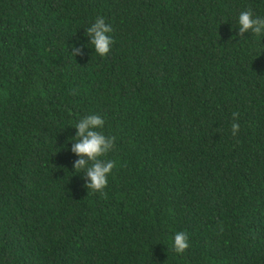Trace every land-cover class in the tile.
<instances>
[{"label": "trees", "instance_id": "trees-1", "mask_svg": "<svg viewBox=\"0 0 264 264\" xmlns=\"http://www.w3.org/2000/svg\"><path fill=\"white\" fill-rule=\"evenodd\" d=\"M248 9L264 17V0H0V264H264V37L240 33ZM97 16L106 57L86 34ZM89 114L114 138L103 194L74 168Z\"/></svg>", "mask_w": 264, "mask_h": 264}, {"label": "clouds", "instance_id": "clouds-1", "mask_svg": "<svg viewBox=\"0 0 264 264\" xmlns=\"http://www.w3.org/2000/svg\"><path fill=\"white\" fill-rule=\"evenodd\" d=\"M237 24L241 34L251 30L257 37H264V17L257 16L251 9L240 12ZM112 31L111 24L103 16H97L86 28V34L90 37L89 45L99 57H106L110 53L114 43ZM71 53L74 56L78 53L75 46ZM236 118L237 114L233 113V120ZM104 125L105 120L97 114L79 118L75 123L77 135L71 149L80 157L74 165L75 170L86 171L87 189L101 194L107 187L108 177L116 166V161L104 159L114 146V138L103 133ZM239 127L238 123H232V135L238 133ZM171 247L176 254H183L190 247L188 234L185 231H176L171 239Z\"/></svg>", "mask_w": 264, "mask_h": 264}]
</instances>
